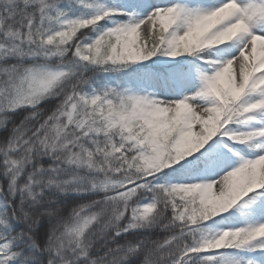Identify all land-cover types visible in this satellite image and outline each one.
<instances>
[{"label":"snow or ice","instance_id":"snow-or-ice-1","mask_svg":"<svg viewBox=\"0 0 264 264\" xmlns=\"http://www.w3.org/2000/svg\"><path fill=\"white\" fill-rule=\"evenodd\" d=\"M0 264H264V0H0Z\"/></svg>","mask_w":264,"mask_h":264}]
</instances>
